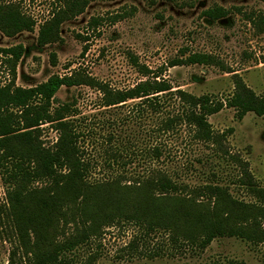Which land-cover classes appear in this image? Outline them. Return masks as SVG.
Segmentation results:
<instances>
[{
	"label": "trees",
	"instance_id": "16d2710c",
	"mask_svg": "<svg viewBox=\"0 0 264 264\" xmlns=\"http://www.w3.org/2000/svg\"><path fill=\"white\" fill-rule=\"evenodd\" d=\"M92 1L56 0L50 16L40 24L38 45L62 41L63 23L84 13ZM228 13L221 6L203 12L213 20ZM100 20L92 18L91 23L97 25ZM249 20L264 33V13ZM36 25L37 20L20 3L0 0V31L5 36L31 32ZM87 50L85 46L83 54ZM24 52L22 44L0 46L1 64L10 66L12 76L4 84L0 81V171L6 186L5 202L0 200V230L14 244L8 264H24L23 259L27 264H72L68 253L120 223H134L146 234L168 231L175 244L202 250L219 237L264 245V187L254 179L246 161L226 150V134L215 132L209 121L224 108H233L237 120L250 112L264 116V96L250 88L241 75H234V91L227 99L197 96L173 86L164 77L170 67L218 64L212 55L195 52L155 70L132 56V64L144 79L125 89L80 70L22 87L16 80ZM51 57L55 64L56 54ZM82 85L101 93L99 107L103 110L138 100L134 107L140 118L154 114L152 143L142 151L150 167L129 173L127 164L132 161L123 155L127 148L118 127L97 133L98 128L88 124L86 117L76 118L80 112L75 100L53 109L63 86ZM116 122L118 119L105 123L114 126ZM43 123L54 124L58 131L57 142L49 147L41 139ZM81 123L89 127L82 128ZM183 130L191 142L229 156L238 166L240 185L254 200H239L218 182L193 186L174 177L162 162L173 150V138ZM90 146L98 147L99 159L92 156ZM100 164L111 171L93 179V170Z\"/></svg>",
	"mask_w": 264,
	"mask_h": 264
},
{
	"label": "rangeland",
	"instance_id": "374dc122",
	"mask_svg": "<svg viewBox=\"0 0 264 264\" xmlns=\"http://www.w3.org/2000/svg\"><path fill=\"white\" fill-rule=\"evenodd\" d=\"M5 1L20 3L37 20L31 32L7 37L0 31V46L25 47L16 80L22 87L36 86L53 75L80 70L114 88L125 89L144 79L132 64V56L155 70L173 59L197 52L212 55L218 64L170 67L164 77L173 86L197 96L208 94L227 99L234 91L233 77L238 74L258 95L264 96V33L249 20L264 13L262 0H93L84 13L63 23L62 41L45 46L38 45L40 24L50 16L56 0ZM216 6L227 9L228 15L213 20L203 14ZM92 18L101 20L96 25L91 23ZM85 46L88 50L83 54ZM52 53L56 54L55 64ZM11 78L10 66L0 60L1 83ZM101 97L98 90L89 86H63L56 94L53 109L75 100L80 112L76 118L86 117L88 124L98 128L97 133H108L111 127H118L127 148L123 155L132 161L127 164L129 173L150 167V160L142 151L152 143L154 114L149 112L146 118H140L134 107L138 100L103 110L99 107ZM115 119L117 125L105 123ZM209 121L215 132L226 134V150L246 161L254 179L264 187V116L250 112L237 120L233 108H224L210 116ZM80 126L89 127L84 123ZM40 129L44 145L49 147L57 142L54 124L43 123ZM180 134L173 138V150L162 162L174 177L193 186L218 182L227 186L235 198L254 200L240 185L238 166L229 156L215 153L203 143L191 142L185 130ZM90 147L92 156L99 159L98 147ZM110 171L100 164L93 170L92 178ZM5 190L0 171L2 202ZM132 241L134 245L130 246ZM13 246L0 230V264H8ZM67 255L72 264H264V245L238 237H219L202 250L175 244L168 231L146 234L134 223H120L107 227L103 236L92 238ZM22 262L27 264L26 259Z\"/></svg>",
	"mask_w": 264,
	"mask_h": 264
}]
</instances>
